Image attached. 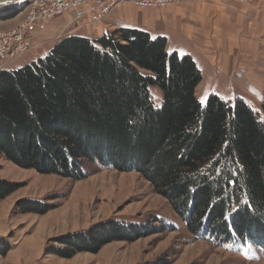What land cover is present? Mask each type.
<instances>
[{"label":"trees","instance_id":"trees-1","mask_svg":"<svg viewBox=\"0 0 264 264\" xmlns=\"http://www.w3.org/2000/svg\"><path fill=\"white\" fill-rule=\"evenodd\" d=\"M202 80L190 56L169 53L165 39L140 30L67 37L46 58L0 72V155L76 181L87 176L85 163L139 173L195 238L263 245L264 121L242 99L211 95L202 106ZM151 88L160 91L159 104ZM21 188L0 180V202ZM16 206L39 215L54 208L32 200ZM148 229L101 223L54 239L48 252L68 260L98 254L149 236Z\"/></svg>","mask_w":264,"mask_h":264},{"label":"rangeland","instance_id":"rangeland-1","mask_svg":"<svg viewBox=\"0 0 264 264\" xmlns=\"http://www.w3.org/2000/svg\"><path fill=\"white\" fill-rule=\"evenodd\" d=\"M260 6L264 7V3ZM132 8L124 15L112 14L100 26L72 24L71 14L41 23L29 33L33 49L6 64L4 70L18 71L46 58L67 37L97 40L121 28L134 29L138 23L131 21L134 17L140 20L143 12L133 5ZM260 10L264 13V8ZM26 14L0 20V32L15 29ZM61 32H66V36L60 40L57 37ZM212 84L206 74L205 84L196 91L202 106H206L211 95L230 104L242 99L264 121L263 104L254 96L251 98L250 93L244 95L240 91L243 86L218 85L211 91ZM234 90L237 95H233ZM151 92L159 104L160 91L151 88ZM84 172L87 176L78 181L44 175L22 169L0 155V180L22 185L17 193L0 202V250L6 251L0 255V264H264V244L233 240L220 245L214 239L195 238L168 200L158 195L139 173L105 169L98 163H85ZM23 200L54 208L44 215L23 213L16 206ZM111 221L146 226L151 234L133 243L113 242L98 254H79L69 260L48 252L54 239Z\"/></svg>","mask_w":264,"mask_h":264},{"label":"crops","instance_id":"crops-1","mask_svg":"<svg viewBox=\"0 0 264 264\" xmlns=\"http://www.w3.org/2000/svg\"><path fill=\"white\" fill-rule=\"evenodd\" d=\"M260 3L264 0H183L162 10L136 7L143 17L129 21L138 23L134 29L152 39H165L168 52L190 56L203 77L198 88L207 74L212 85L216 83L211 91L218 85H240L244 95L250 93L264 105V13L260 10L264 7L258 8ZM132 5H121L112 14L124 15ZM232 93L237 95L235 90Z\"/></svg>","mask_w":264,"mask_h":264},{"label":"built area","instance_id":"built-area-1","mask_svg":"<svg viewBox=\"0 0 264 264\" xmlns=\"http://www.w3.org/2000/svg\"><path fill=\"white\" fill-rule=\"evenodd\" d=\"M183 0H0V14L17 11L26 17L15 29L0 32V72L6 64L33 49L30 31L41 23L72 15L71 23L82 26L103 25L121 5L133 4L138 9H166ZM61 32L57 39H63Z\"/></svg>","mask_w":264,"mask_h":264}]
</instances>
